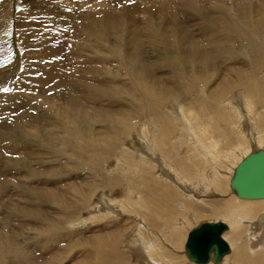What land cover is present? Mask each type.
Returning a JSON list of instances; mask_svg holds the SVG:
<instances>
[{
    "label": "bare ground",
    "instance_id": "6f19581e",
    "mask_svg": "<svg viewBox=\"0 0 264 264\" xmlns=\"http://www.w3.org/2000/svg\"><path fill=\"white\" fill-rule=\"evenodd\" d=\"M108 1L102 0L98 5L104 6ZM118 1L123 0H117V3ZM180 1L187 4L184 5V11L194 13L191 14L193 19L188 16L189 14L186 15L191 21L180 17L179 14L183 10L180 11L178 7V11H175V7L172 9L173 1L171 4V0H151L153 6H158L154 15H159L164 21L155 27L147 26L145 33L148 34L144 36L138 31L139 21L136 18L130 22L126 42L124 35L121 34L125 28L122 17L110 15L113 13L110 11L97 12L87 17V12H83L80 15L82 18L80 23H74L72 26L75 30L85 31L87 36L93 35L99 41H110L109 49L102 51L99 46L87 41L88 54L94 53L95 57L86 55L88 59L82 62V66L85 67L81 70V76L72 73L68 77L62 73L55 75L60 70L55 65L52 66L54 68L52 71H48V68L43 69L44 65H40L39 69L43 71L44 77L41 81L45 83V87L50 85L48 89L41 87L40 82H34L33 79L26 77L17 84L19 95L17 94L16 98L12 99L11 94H0V162L6 164V167H12L8 169L9 174H15L10 179L5 175V171L0 169V210L7 207L2 202L8 194L7 186L12 182L26 197L23 199L24 205L17 202L12 204L13 208L9 207L21 212L23 216L21 224H29L26 221L33 218L39 232L48 225L62 226L59 228L64 229L69 220L78 223L80 213L84 208L90 207V202L94 197L97 198L98 191H101L97 188L100 184L111 193L103 192L101 199L96 204H91L93 207L91 215L81 220L82 223L79 225H88L91 221L111 217H114L115 221L122 216L133 218L125 213L134 216L133 220L141 223L136 226L137 237L133 243L126 245L127 251L131 253L120 251L115 245L117 227L113 229L115 233L107 231L106 234L102 233L103 235L94 236L90 240L88 238L89 241L86 243L81 242L80 247L84 250L86 258L78 255L82 256L78 264H183L182 253L189 261L195 263L188 257L186 242L185 252L180 251L179 246L185 235L181 232V226H174L179 224L182 213L188 207L195 210V212L192 210L193 214L210 213L227 218L231 228L224 233V238L226 240L228 238L227 241L232 248L231 252L219 263L211 261L195 264H227L237 258L239 264H253L243 257L247 252L250 255L248 242L253 241L254 246L264 242V199L241 198L234 191L233 194L241 199L234 200V195L227 201L219 199V193L225 194L226 184L231 187V179L241 160L255 150L264 149V49L256 47L253 33H248L249 29L254 31L260 28L258 29L260 32L264 31V0L253 5L247 2L243 5L240 3L242 0H237L239 3L229 7L235 11V16L227 13L230 10L225 9L220 0L210 1L212 8H219L222 5L224 10L219 9L222 15L208 10L210 5L203 7L198 5L197 0ZM47 3L49 4V1ZM213 3L219 5L214 6ZM45 5H36L35 8L48 10ZM57 7L62 9L60 6ZM130 8L131 6L124 4L126 11ZM215 10L217 11V8ZM67 11L77 13L71 7L67 8ZM146 13L148 15V12ZM168 13L178 15L174 23L166 21ZM181 16L183 17V14ZM239 20L242 24L238 23ZM155 24L157 25L156 22ZM196 27L197 31L194 29ZM54 28L51 29L55 30ZM200 28L202 30L199 31ZM51 29L48 30L50 33ZM59 36L62 37V34ZM6 37L8 38V34ZM12 38L6 39L8 43ZM85 41L82 39V43H86ZM14 42L12 44L15 46ZM125 43L127 47L124 46ZM146 43L150 45L151 52L146 51ZM246 46H252L251 61L241 57L234 59V56L246 55L239 51V48L245 50ZM33 50L35 52L31 50L32 53H27L31 61L38 59L37 55L45 57L51 55L52 58L60 54L59 51H55L56 49L39 51L35 47ZM113 55L117 58L113 61L118 63L123 61L128 69L130 67L132 72L129 84L118 76H111L113 71L120 76L128 75L127 68L126 70L109 68L111 64L108 63L107 56ZM219 69L223 71V76L220 75ZM260 72L263 75H259ZM205 81H208L207 85L209 83L211 85L206 87ZM238 86L245 88L247 94L244 95L246 99H242L243 108L247 110L248 115L256 116L255 120H247L237 109V105L228 99L229 91ZM50 90H55V95L50 96L48 93ZM39 99H42L40 103ZM170 104H173V109L168 108ZM18 111L21 112L17 113ZM33 111H36V115L32 113ZM198 112L203 115L201 122L205 121L206 126L199 124ZM7 116H15V119L25 122L30 116L36 131L32 130V133L26 136L34 139L40 137L44 145L55 143L59 146L58 150L47 152L36 149L35 153L27 155L26 148L29 147H24L18 142L20 135L15 133L16 129L9 126L7 120L4 121ZM245 119L247 122H244ZM133 132L141 133L136 136L137 148H129L126 145L132 141L130 135ZM120 134L123 135L120 137ZM233 134L238 136L236 144L232 141ZM21 135L24 134L21 132ZM107 142L112 143L113 148L109 147L107 150L106 146L104 147L106 151L102 146ZM251 144H258L260 147L251 151ZM129 149L133 152L131 157L133 166L128 167L125 161H120L116 165L118 169L109 174L108 169H104L108 166L107 159H116V152ZM91 155L100 158L97 160ZM44 156L46 161L54 164L46 168L32 167L34 160L44 161L42 159ZM75 157H88L91 162L73 161ZM70 165L74 168L88 167L91 172L98 169L103 175L98 183L92 177L81 183L59 187L60 176L71 171ZM17 168L25 170L19 171ZM225 174H230L231 179L226 178ZM18 175H22L23 179ZM51 176L59 178L53 180ZM31 179H36L35 184L28 183ZM122 182L130 186L124 189L122 197L116 198L113 192L116 187L123 186ZM74 190L77 191L76 194H73ZM28 201L31 203L26 204ZM37 202L41 204L40 206L51 208L53 205L58 208H52L51 211L50 208L42 210ZM153 205H157L158 209L150 212L145 210L146 207ZM163 211L166 216L171 213V219L177 212L179 214L173 222L166 218L165 223H160L161 218L154 217ZM1 221L5 227L0 230V264H60L65 258L66 260L69 258L68 255L73 250V246L66 247L64 251L59 249L57 253L51 254L53 244L50 243L45 255H34L32 250L28 249L22 251L20 243L13 241L12 236V233H16L20 228L16 229L15 226L9 225L8 213L3 215ZM162 224H165L164 228H161ZM199 225H195L191 230ZM56 232L47 235L49 242H58L61 237L63 238L64 234ZM246 233L247 236H244ZM189 234L190 232L188 236ZM243 236L246 240L240 242ZM37 244L38 242L35 243ZM65 252L67 254L64 256ZM259 253L262 255L260 254L261 257L256 264H264V251L258 252L257 256Z\"/></svg>",
    "mask_w": 264,
    "mask_h": 264
},
{
    "label": "rangeland",
    "instance_id": "374dc122",
    "mask_svg": "<svg viewBox=\"0 0 264 264\" xmlns=\"http://www.w3.org/2000/svg\"><path fill=\"white\" fill-rule=\"evenodd\" d=\"M48 1H49V4L47 3ZM101 1L102 0H46V2H45L44 0H37V2H36V0H0V24H1L0 25V33H2V35L0 34V36H1L0 37V41H1L0 42V94H2V95L3 94H11L12 99L16 98V96L19 95V93L16 89L17 84L19 82H21L23 79H26V77H28L27 79H33L34 82L35 81L40 82L41 87L42 86L45 87V83H43L41 81L42 79H44V77H42L43 71L39 69L40 65H44L43 69L48 68V71L49 70L52 71V69H54V68H52V66L55 65L57 68L60 69L59 71H57V73L54 72L55 75H58V73H59L60 75L64 74L65 76L68 77V75L72 73V74H75L77 76H79V75L81 76V74H82L81 70H83V67H85V66H82V62L85 59H88V56H86V55H89L90 57H95L94 53L88 54L89 51L87 50L88 49L87 48L88 47L87 41L90 42L91 44L99 46L102 49V51H106L107 49H109V47L111 46L110 41H105V42L102 40L99 41L93 35L87 36L84 33L85 31L75 30V27L72 26L74 23L75 24L80 23V21L82 19L80 15L83 14V12L84 13L87 12V17L88 16L91 17L92 14L97 13V12H103V11H107V12L110 11V12H113V13H110V15L122 17L125 28H124V30H122L121 34L124 35L123 37H124L125 42H126V39L128 38V32L129 31L127 32V30L130 27V22L135 21L136 18L139 21L138 31H139L140 35H144V36H146L148 34V33L147 34L145 33L147 26L153 25V27H155V26L159 25V22L164 21V18L162 19L159 17V15H157V16L154 15V13L155 14L157 13L156 8L158 6L157 7L153 6L152 3L150 2L151 0L150 1L149 0H123L120 2L118 1V3H120V4L117 3V0H109L107 2V4L104 6H102V4L98 5V2H101ZM172 1L174 3V6L172 5L173 10L175 8H176L175 11H178V8L180 11L183 10L179 14L183 20L191 21L190 19L191 18L193 19V17H191L192 16L191 14H194V13H189V11H187V12L184 11V9H185L184 5H187L186 2L181 3L180 0L179 1L178 0H171V4H173ZM202 1H203V3H202ZM208 1H210V0H200V2H199V0H197L196 3L197 4L199 3L198 5H201L202 7L206 6V5L207 6L210 5L208 7V10L213 11L219 15H222L219 12V9L222 8V5L225 9L228 8L230 10L229 7H233L234 4L239 3V1H237V0H220V2L222 1L223 3H221L222 5L220 4L221 6H219V8L216 7L217 8V11H216L215 10L216 8H214V7L212 8V5H211L212 1L209 2L210 4L208 3ZM149 2H150V4H149ZM246 2L248 4L253 5V4L260 3L261 0H248V1L242 0V1H240V3H242L243 5ZM95 3H97L96 4L97 7L95 6ZM206 3H208V4H206ZM219 3H218V5H219ZM44 4H46L45 6L47 7L48 10L41 8L42 9V11H41L40 8L39 9L35 8L36 5L37 6H44ZM92 4H94V5L92 6ZM124 4L127 6H131V8L126 11V9H124ZM31 5H32V7H30ZM175 5H177V6H175ZM213 5L216 6L217 4L215 5V3H213ZM231 5H233V6H231ZM27 6H29V7H27ZM57 6H60L62 9H59ZM70 7L72 8L73 11H77V13H71L72 11H67V8H70ZM144 7H145V9L147 8L146 9L147 11L144 9ZM252 7L255 8V6H252ZM252 7H251V9L254 10ZM148 9H149V11H148ZM161 9L162 8H160V10ZM164 10H166V9L165 8L163 9V13H164L163 15H165V13H166ZM145 11L148 12V15ZM152 13H153V15H152ZM227 13H229L231 16L236 15L235 11H232V10L227 11ZM68 14H71V15H68ZM105 14H106V12H105ZM145 14H146V16H145ZM182 14H183V17L181 16ZM195 14H197V13H195ZM149 15H151L152 18H154V19H152L151 16H149ZM186 15L190 16L191 18L186 16ZM155 16H156V18H155ZM175 17H178V15L173 16L172 14L170 15L168 13L166 16V18H167L166 21L170 22V23H171V21H173V23H174V20H176ZM249 17L251 18V16H249ZM145 19L147 21H145ZM155 22L157 23V25L155 24ZM10 23H11V25H10ZM238 23H241V21L239 20ZM192 24H193V22H192ZM199 24H198V27H199ZM33 25H34V27H33ZM10 26L12 27V29H10L11 28ZM200 27L203 29L202 26H200ZM30 28H31V31H30ZM51 28H54L55 30H52ZM156 28H159V27H156ZM201 28L199 29V31L202 30ZM49 29L52 30V33H50L51 31H48ZM194 29L196 31L198 30L197 27ZM258 29H260V28H258ZM258 29L254 30L255 32L249 29L248 33L249 34L253 33V41L255 40L254 44H257L256 47L259 46L258 48L264 49V33H263L264 31L260 32V30H258ZM27 30H29V31H27ZM199 31L197 33H199ZM6 33L8 34V38L6 37V35H7ZM254 33L255 34L257 33V34L255 35ZM262 33H263V35H262ZM24 34H25L26 38H25ZM60 34H62V37L59 36ZM260 35H262V37ZM29 36H30V38H29ZM3 37L5 39H3ZM12 37H14V38H12ZM254 37H256V39ZM9 38H12V41L8 43L7 40ZM82 39H85L86 43H84V42L82 43ZM257 41H258V43H257ZM2 42H4V43H2ZM13 42L15 43V46L12 44ZM37 43H38V45H37ZM58 45H60V46H58ZM34 46L39 51H46V49L49 51H53L54 49H56L55 51H59L60 54H57V55H55V57H52V58H51V55H46V57L37 55L39 58L36 56L38 59H34V61H31L28 59L27 53L30 54V53H32V51L35 52V50H33V49H35ZM124 46L127 47V43H125ZM262 46H263V48H262ZM80 47H82V48H80ZM248 47L246 46L245 50H242L241 48H239V51L244 53V55L245 54L246 55L245 56H238V57L234 56V59L244 58L246 60L248 59L247 61L250 62L251 57H252V56H250V55H252V46H248ZM76 48H78V49H76ZM145 48H146L147 52H151V47L148 43L145 44ZM79 51H80V54H79ZM95 51L101 55V53L98 50H95ZM81 56L83 57L82 59H81ZM151 56H149L150 60H152ZM107 58L109 60L108 63L111 64V66L109 68L112 67V68H118V70L119 69L126 70L127 66L123 61H121V63H118L117 61H113V60H117L115 55H113L112 57L107 56ZM96 61L97 60H95L94 63H96ZM45 65H46V67H45ZM47 65H50V66H47ZM107 65H109V64H107ZM3 67H4V69H3ZM161 69H162V67H161ZM5 70H6V73H4ZM220 70L221 69H219V72L221 74L220 73L219 74L223 76L224 73L222 70L221 71ZM2 71H4V72H2ZM127 72H128L127 76L124 74H122V76H120V74H118L116 71H113L111 76H113V77L118 76L121 80L123 79L122 81L127 82L129 84V82L131 81L130 80V78H131L130 74L132 72L130 70V67H129ZM258 74L263 75V73H261V72ZM1 75H2V77H1ZM11 75H13V76H11ZM86 75H88V74H86ZM88 77H90V76H88ZM92 77L93 76H91L90 78H92ZM26 81H25V83L28 82V81L27 82ZM205 82H206L205 84L207 85L208 81H205ZM210 85H211V83H209V85H207L206 87H208ZM49 87H50V85H48V86L46 85L45 88L48 89ZM4 89H9V91H4ZM244 89L245 88H239V86H238V88L231 89V92L229 91V94L231 96L229 95L228 99H230L233 103H235L237 105V109H239V111L243 113L242 115H244L247 120L252 121V120H255L256 116L248 115L247 110L243 108L244 100H242V99L245 98L244 95L247 94V92ZM26 92L29 93L28 91H26ZM54 92H55V90H50V92L48 91L50 96L55 95ZM20 95H21V93H20ZM232 95H235V97L234 96L232 97ZM38 101L40 103L42 101V99H39ZM168 108L173 109V104H170L168 106ZM19 112H21V111H18L17 113H19ZM22 112H24V111H22ZM32 113L36 115V111H33ZM198 113H199V116H198L197 120L199 121V124L202 126H206L205 121L201 122V118L203 119V115L201 114V112H198ZM14 117L13 116H7V118L6 117L4 118L5 119L4 121L7 120V122L9 123V126L13 127L14 130L16 129L15 133H18L20 135V136H18L19 137L18 142L22 143V146H24V147H29V148H26L28 151V152H26V154L28 153L27 155H29L31 153H35L36 149H39V151H47V152L58 150L59 146H57V144H55V143L54 144L49 143L48 145H44V143L40 137H39V139H34L32 137L26 136V135L31 134L32 130L36 131L33 124H32V121H30V119H31L30 116H28L26 122L24 120L21 121V119H15ZM246 119L244 120V122L245 121L247 122ZM21 123L23 126H21ZM13 125L20 126V127L14 128ZM98 129H99V126H98L97 130ZM23 130H28V132H24ZM3 131L5 132L6 129ZM21 132L25 136L21 135ZM138 134L141 135V133H137V132L131 133L130 139L132 141H130L131 143L130 142L126 143V145L129 148H131V147L135 148L136 147L135 144L138 142V139L136 136ZM39 135L41 136L42 134H39ZM122 135L123 134H120V137ZM234 137H235V139H234ZM237 139H238V136L236 134H233L232 141L235 142V144L237 143ZM108 143L109 142L104 143L105 146H102V148L105 149L106 146H107V148H106L107 150L109 147L113 148L112 147L113 145H111L112 143L111 144L110 143L108 144ZM258 146H259L258 144H251L250 150L252 151L256 148H259L260 146L259 147ZM127 153H130L131 155H127ZM89 155H90V153H89ZM132 155H133V152L131 149H129L128 151L116 152L115 153L116 159H110V160L107 159L106 163L108 166H106L104 169H108V171L110 172L109 174H112L114 171H116L118 169V167H116V165H118L120 163V161H125L126 165L128 167H132L133 166V163L131 161ZM91 156H93V155H91ZM45 157L46 156L42 157V159L44 161H41V162L34 160L32 167L35 166L37 168L39 166V168L40 167L46 168V167H49L50 165L54 164L51 161L50 162L46 161ZM94 158L97 159L98 157H94ZM9 161L10 160H8V162ZM73 161L83 162V163H86L87 161L91 162L90 158H88V157L87 158L86 157L85 158L75 157V159ZM70 162H72V161H70ZM9 168H12V167H6V164H4L2 161L0 162V169H3L5 171V175L8 178L15 175L14 173L9 174V170H8ZM70 168H71L70 172H68L67 174H62L63 176H60L61 183H60L59 187H65L71 183H81L85 179L86 180L92 179V177L95 178L97 180L96 182L98 183L99 178L103 175L102 173H99L98 169L91 172V170L89 171L88 167L74 168L73 166L70 165ZM101 168H103V166H101ZM17 169L19 171L25 170V168L24 169L17 168ZM18 177L23 179L22 175H18ZM225 177L231 179L230 174H225ZM51 178L53 180H56L59 178V176H55V177L51 176ZM29 182H31L32 184H35L36 179L28 180V183ZM122 184H123V186L116 187L115 191L113 192V195H115L116 198L122 197L123 196L122 193L124 192V189H126V187L130 186V184L127 185L125 182H122ZM49 185H51V184H49ZM14 186L15 185L12 182H10L7 186L6 193L8 192V194L5 197V200H3V202H2L3 204H6L7 207L0 210V230L5 227V226H3L4 224L2 223L1 218L3 217L4 214L8 213L9 214V225L11 227L15 226L16 229L20 228V230H18L16 233H14V232L12 233V231H11V233L13 236V241H18L20 243V249L22 251L26 250V249L32 250L34 255L39 256V255H45L46 248L48 247V245L50 243L53 244L51 254L57 253L56 251H58L59 249L64 251L66 249V247H72L73 246L72 247L73 252L70 251V254L68 255L69 258H67V260L65 258V260H63V262H61L60 264H75V262L77 260L78 261L76 264H78L81 261L80 258L82 257V256H78V255H83V258L86 256V255L84 256V250H82V248L80 247L82 243H86L87 241H89L94 236L101 235L102 233L106 234L107 231H108L107 233H111V232L115 233V231H117L116 234L118 236L116 238L117 243L115 245L118 246L120 251L123 250L127 254L131 253L130 251H127L126 245L128 246L131 243H133V241L135 240V237H137L136 236V233H137L136 226L138 227L139 225H141V223L139 221L133 220L134 216H131L130 214L125 213V214H127L133 218H131V219L126 218V217L124 218L121 214V216H122L121 218L123 220L121 218H118V219L116 218L117 221H115V218L111 217L109 219L105 218V219L99 220V221L98 220L91 221L88 225H85V224L83 226L79 225L82 223V221L84 219H86L88 216L91 215L92 208H93L91 206V204H93V205L96 204L97 201L99 199H101L103 192H105V193L110 192L111 193V191L103 188V186H100V184L97 185V188H98V190H101V191H98V193L96 195L97 198L94 197V200L90 202V207L84 208L83 211H82V209H80V211H82V212L80 213L78 223H77V221L73 222V220H69L67 222V224L64 225L65 226L64 229L59 228L62 226L48 225L45 227V229L42 232H39V230L36 229L35 219L30 218V221H26V222H29V224H21V222H22L21 220L23 218L21 212L19 210H16V209H10L9 208L12 206V204H17V202L20 205L25 204V202L23 200V199H26L24 193L22 192L21 189H17ZM34 186H36V185H34ZM230 188H231L230 185L226 184L225 192H224L225 194L219 193L220 194L219 199L221 201H222V199L226 200V201L232 199L230 197H232L235 193ZM76 192L77 191L74 190L73 194H76ZM30 196H32V195H30ZM71 196H73V195H71ZM136 197H138V196H136ZM211 198L212 197H207V199H211ZM236 198L241 199V198L234 195V200H237ZM242 200H244V199H242ZM28 202L26 204L31 203V201H28ZM190 202H192V201H190ZM193 203L197 204L196 202H193ZM38 205L40 206L41 204L38 203ZM45 205H47V204H45ZM47 206H49V205H47ZM88 206H89V204H88ZM203 206H206V205H203ZM40 207L42 210H44V209L48 210L50 208V207H46V206H40ZM12 208H13V206H12ZM52 208L56 209V208H58V206L52 205L51 208L49 209V211H51ZM157 209H158L157 205H153V206H150L149 208L146 207L145 210L147 212H150L151 210H157ZM192 210H194V209L188 207L187 210L182 213V218H181V221L179 222V224L174 225V226H178V225L181 226L182 227L181 232L185 235V238L184 239L182 238V241H181L180 246H179L181 248L180 251H182V252L185 249L184 246H185V242H187V239H188V237H187L188 233L191 231V229L193 227H195V225H198V224H201L204 222H209V221H224L227 224H230L228 222V219L224 218L222 216H216V215L210 214V213L198 215L196 213L193 214ZM194 212H195V210H194ZM178 214L179 213L177 212L176 215H174V218L171 219V213L166 216L165 211H163V212H160L157 216H155L154 219L155 218H161L159 220V222L165 223L166 218L167 219L169 218V220L171 219L170 222H173V221H175V218ZM112 219H114V221ZM125 220H126V222H125ZM3 221H4V219H3ZM45 221H47V220H45ZM4 223L6 224V221ZM48 224H49V222H48ZM119 224H121V225H119ZM119 226H120V228H119ZM117 227H118V230L116 229ZM162 227L164 228L165 224H162L161 228ZM113 229L114 230L116 229V230L114 231ZM111 230H113V231H111ZM54 231H57L56 233L64 234L63 238L61 237L60 241L58 240V242L57 241L49 242L47 240L48 239L47 235L53 233ZM244 233H245V231H244ZM247 234L248 233H246L244 236H247ZM244 236L240 240V242H243L246 240ZM88 238H89V240H88ZM227 240H228V238H227ZM71 241H72V243H71ZM36 242H38L37 245H35ZM58 244L61 246V248H60V246H58ZM56 247H57V249H54ZM248 248H249L248 251H249L250 255H248V252H247L246 255L243 254V257H245L249 261L253 262V264H256V261L261 257L260 256L261 253H259L258 256H257V253L260 251H264V242H259L258 246H254L253 241H249L248 242ZM252 253H255V254L252 255ZM66 254H67V252H65L64 256ZM182 254L183 255H181V257L184 260L183 264H195V263L189 261V259L186 257V255L184 253H182ZM71 255H72V257H70ZM75 256H78V258L76 257L77 258L76 259ZM73 257L75 258V260ZM238 260H239V258H237V260L233 259L232 263L229 262L227 264H239ZM135 261H137L136 257H135ZM136 264H139V263H136Z\"/></svg>",
    "mask_w": 264,
    "mask_h": 264
},
{
    "label": "water",
    "instance_id": "95a60500",
    "mask_svg": "<svg viewBox=\"0 0 264 264\" xmlns=\"http://www.w3.org/2000/svg\"><path fill=\"white\" fill-rule=\"evenodd\" d=\"M231 188L237 196L245 199H264V149L247 155L235 169ZM230 229L224 221L204 222L190 231L186 250L195 263H219L232 248L224 238Z\"/></svg>",
    "mask_w": 264,
    "mask_h": 264
},
{
    "label": "snow or ice",
    "instance_id": "6c2138e0",
    "mask_svg": "<svg viewBox=\"0 0 264 264\" xmlns=\"http://www.w3.org/2000/svg\"><path fill=\"white\" fill-rule=\"evenodd\" d=\"M4 91H9V89H4Z\"/></svg>",
    "mask_w": 264,
    "mask_h": 264
}]
</instances>
